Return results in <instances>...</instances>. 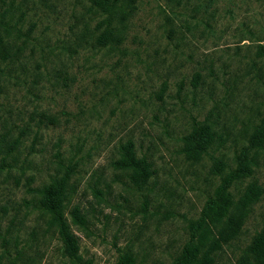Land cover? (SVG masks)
I'll use <instances>...</instances> for the list:
<instances>
[{
    "label": "rangeland",
    "instance_id": "374dc122",
    "mask_svg": "<svg viewBox=\"0 0 264 264\" xmlns=\"http://www.w3.org/2000/svg\"><path fill=\"white\" fill-rule=\"evenodd\" d=\"M0 40L1 264H120L125 253L172 264L219 184L213 167H234L264 117V0H120L109 12L91 0H0ZM197 122L220 139L194 162L182 148ZM128 144L153 164L140 189L117 166ZM249 159L252 176L231 193L252 182L263 193L214 264L249 262L264 226V149ZM68 166L76 256L39 204Z\"/></svg>",
    "mask_w": 264,
    "mask_h": 264
},
{
    "label": "trees",
    "instance_id": "16d2710c",
    "mask_svg": "<svg viewBox=\"0 0 264 264\" xmlns=\"http://www.w3.org/2000/svg\"><path fill=\"white\" fill-rule=\"evenodd\" d=\"M118 1L120 0H91L93 6L102 12H109ZM110 34L108 31L101 33L95 38V44L100 47L105 46L109 42ZM4 52L5 48H1L0 55ZM198 78L199 75L196 74L194 80ZM219 139V135L210 127L197 122L191 132L183 138L182 152L188 160L198 162L210 148L218 144ZM261 149H264V117L255 127L247 146L235 155L234 167L221 163L213 167L214 174L218 175L219 184L213 194L207 198L198 219L191 222L189 240L174 258L172 264H214L216 254L222 245L237 237L247 217L249 207L259 200L263 189L257 183L252 182L236 197L231 193V188L236 183L252 176L253 161L249 159V152ZM117 166L119 169L129 171L130 182L139 189L145 186L154 175L153 164L146 157H139L132 144L123 147L122 157L117 162ZM72 172V167L68 166L61 176L55 177L49 185L45 186L40 192L39 204L50 215L52 223L65 244L67 253L76 256L78 239L70 232L64 215L68 198L67 185ZM70 215L79 226L87 223L82 211L77 207L70 211ZM208 234L213 235L209 243L206 239ZM246 254L250 259L249 262H245L246 264H264V226L254 236ZM134 262V257L129 253L121 256L120 264H134Z\"/></svg>",
    "mask_w": 264,
    "mask_h": 264
}]
</instances>
